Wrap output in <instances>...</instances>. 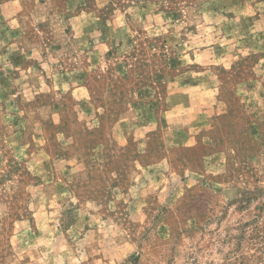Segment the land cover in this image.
I'll return each mask as SVG.
<instances>
[{"label": "rangeland", "instance_id": "obj_1", "mask_svg": "<svg viewBox=\"0 0 264 264\" xmlns=\"http://www.w3.org/2000/svg\"><path fill=\"white\" fill-rule=\"evenodd\" d=\"M0 264H264V0H0Z\"/></svg>", "mask_w": 264, "mask_h": 264}]
</instances>
